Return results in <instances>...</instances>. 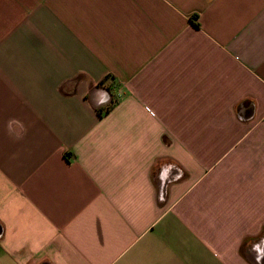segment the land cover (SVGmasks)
<instances>
[{"label":"crops","instance_id":"crops-1","mask_svg":"<svg viewBox=\"0 0 264 264\" xmlns=\"http://www.w3.org/2000/svg\"><path fill=\"white\" fill-rule=\"evenodd\" d=\"M0 264H264V0H0Z\"/></svg>","mask_w":264,"mask_h":264}]
</instances>
